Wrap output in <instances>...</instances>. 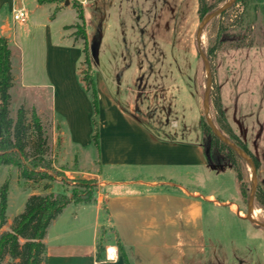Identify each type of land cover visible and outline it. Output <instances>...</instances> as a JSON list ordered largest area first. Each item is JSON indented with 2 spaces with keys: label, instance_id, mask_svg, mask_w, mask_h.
I'll list each match as a JSON object with an SVG mask.
<instances>
[{
  "label": "crops",
  "instance_id": "obj_1",
  "mask_svg": "<svg viewBox=\"0 0 264 264\" xmlns=\"http://www.w3.org/2000/svg\"><path fill=\"white\" fill-rule=\"evenodd\" d=\"M67 3L0 0V28L5 30L0 38L17 56L16 64L11 62L15 79L22 89H50L51 123L64 148L61 162H69L70 155L72 163L65 167L96 181L92 201L68 204L48 227L44 264H125L119 245L130 264H196L193 252L206 248L207 199L216 198L207 192L208 174L217 180L224 171L215 172L206 160L199 104L185 75L190 67L177 66L174 52L163 68L157 62L159 70L147 72L135 52L125 67L133 81L120 94L111 92L94 70L95 114L90 94L75 79L83 48L65 38V14L77 19ZM21 6L28 13L23 24L29 26L30 39L37 29L43 32L46 83L25 82L22 34L17 35L9 18ZM119 86L117 82L116 90ZM186 95L193 102L191 116L184 106ZM94 118L97 147L91 141ZM257 129L251 121L237 131L242 136ZM70 144L77 149L66 150Z\"/></svg>",
  "mask_w": 264,
  "mask_h": 264
},
{
  "label": "rangeland",
  "instance_id": "obj_2",
  "mask_svg": "<svg viewBox=\"0 0 264 264\" xmlns=\"http://www.w3.org/2000/svg\"><path fill=\"white\" fill-rule=\"evenodd\" d=\"M63 1L57 0L58 4ZM66 1L72 4L76 15L75 6L81 7L83 12L85 5L86 20L72 21L66 14L64 16L69 23L64 29L65 38L82 48L85 46V55L83 53L76 64L78 72L75 79L80 85L82 75L91 77L95 70L105 80L111 92L123 93L127 85L131 86L134 78L125 68L129 64V55L136 52L144 71L148 72L149 68L155 71L163 68L168 55L176 52L177 66L190 67L185 75L190 79L189 90L198 101L199 117L202 118V98L207 75L198 55L195 39L201 20L198 0ZM226 1L206 0L208 12L221 7ZM9 18H12V14ZM12 27L18 36L22 34L25 82L46 83L43 32L37 29L33 40L30 39L33 35L29 34L27 23L13 22ZM4 31L0 28V35ZM200 47L211 68L210 97L214 101L216 94L219 95L225 120L228 125L232 122L236 126L230 128L256 159L257 191L264 195V4L256 0L234 2L205 24L200 33ZM11 62L16 64L17 56H11ZM157 62H161L159 67ZM66 67L68 68V64ZM13 71L15 70H11L13 84L9 90L10 116L14 119L17 109L23 107L27 123L30 124L31 112L34 110L48 137V151L42 161L21 158L20 171L15 165L0 166V187L4 182L8 184L5 229L9 227L11 219L22 211L29 194L52 191L71 196L83 191L81 185L84 181H95L65 167L71 162L70 155L67 158L69 162H61L59 153L63 146L51 123L50 89H22ZM124 72L126 74L123 75ZM117 82L121 90H116ZM86 95L90 99L88 93ZM187 95L183 98L184 106L186 114L191 116L193 112L190 111V106L193 102ZM209 115L215 120L211 103ZM251 121H255L257 131H248L240 136L237 129L241 131L245 122ZM202 143L207 156L212 144L209 133L202 135ZM66 147L69 152L77 149V146L71 144ZM230 162L226 153L214 156V163L208 162L215 172H224L217 180L213 179V174H208L207 192L216 198L207 199L208 204L204 210L206 248L204 247V252H193L191 258L196 264H264V228L252 224L246 215L251 170L241 162L242 180L237 182ZM64 168L70 171L65 173ZM23 173L31 174L33 180L22 179ZM42 175H49L54 180L40 179ZM241 186L245 191L243 194L240 192ZM222 198L229 199L224 201ZM253 210L255 220L264 223V209L256 200ZM8 263L10 260L6 257L1 264Z\"/></svg>",
  "mask_w": 264,
  "mask_h": 264
},
{
  "label": "trees",
  "instance_id": "obj_3",
  "mask_svg": "<svg viewBox=\"0 0 264 264\" xmlns=\"http://www.w3.org/2000/svg\"><path fill=\"white\" fill-rule=\"evenodd\" d=\"M39 3L51 2L55 0H38ZM246 0H236L235 2H245ZM264 4V0H256ZM77 19L83 21L82 8L75 6ZM206 0H198V14L202 19L208 13ZM214 11V10H213ZM212 12V11H211ZM83 32V30H81ZM83 38L84 33H83ZM85 55V46L83 47ZM81 81L85 90L90 94L93 112H97V96L94 82L90 75H82ZM13 84V75L11 73V50L5 38H0V166L15 165L18 170L22 167L21 158L27 160L41 159L46 156L48 151V137L42 126L39 116L34 110L31 112L30 124L27 123L26 112L23 107L16 111L15 118L10 116V93ZM210 103L213 106L216 127L226 135L229 140L235 143L245 151L254 161L256 168L258 163L246 146L233 133L232 129L225 120L221 107L219 95L216 94L214 101L210 97ZM202 135L207 132L210 134L211 150L207 153V163L213 161L214 156L226 153L230 157V164L235 172L237 182H241V162L245 163L229 147L216 138L207 126L204 116L200 118ZM93 144L98 145V128L93 119V134L91 136ZM215 146V147H212ZM212 148L214 149L212 151ZM246 164V163H245ZM44 169V167H41ZM40 179H54L49 175H42ZM25 180H33L31 174L23 173L21 176ZM91 186V187H90ZM96 187L94 180L84 181L81 185L83 191L73 193L68 196L64 193H43L29 195L22 208V211L16 214L6 230L0 232V264L8 257V264H44L46 246L44 238L50 224L57 218L62 210L71 203H88L93 200V193ZM242 186L240 192L243 194ZM8 184L4 182L0 187V229L6 225ZM250 192V189H249ZM249 195V193H248ZM248 199V197H247ZM254 200L264 209V195L259 194L257 189ZM119 251L125 264H130L121 246Z\"/></svg>",
  "mask_w": 264,
  "mask_h": 264
},
{
  "label": "water",
  "instance_id": "obj_4",
  "mask_svg": "<svg viewBox=\"0 0 264 264\" xmlns=\"http://www.w3.org/2000/svg\"><path fill=\"white\" fill-rule=\"evenodd\" d=\"M236 0H227L221 7L215 9L214 11L208 13L205 15L199 22L198 27L196 29V43H197V50H198V55L203 63L207 79H206V88L203 93V98H202V111H203V116L205 119V122L207 126L210 128L211 132L213 135L218 138L223 144H225L227 147H229L236 155H238L250 168L251 170V185H250V192L248 195L247 199V206H246V215L247 219L254 225L258 227L264 228V223H259L253 218V203H254V197H255V192L257 189V168L254 164V161L252 158L245 152L243 151L240 147H238L235 143H233L229 138L224 135L214 124L213 120L211 119L209 115V104H210V85L212 83V76H211V68L210 65L207 61V58L205 57L201 47H200V33L203 27L207 22H209L211 19L214 17L220 15L223 13L225 10H227Z\"/></svg>",
  "mask_w": 264,
  "mask_h": 264
},
{
  "label": "built area",
  "instance_id": "obj_5",
  "mask_svg": "<svg viewBox=\"0 0 264 264\" xmlns=\"http://www.w3.org/2000/svg\"><path fill=\"white\" fill-rule=\"evenodd\" d=\"M11 14H12L13 21L19 24L25 23L28 19L27 10L22 6L18 8H13L11 11Z\"/></svg>",
  "mask_w": 264,
  "mask_h": 264
},
{
  "label": "bare ground",
  "instance_id": "obj_6",
  "mask_svg": "<svg viewBox=\"0 0 264 264\" xmlns=\"http://www.w3.org/2000/svg\"><path fill=\"white\" fill-rule=\"evenodd\" d=\"M255 217V212L253 213V218ZM109 255H112V253H110V250L108 251Z\"/></svg>",
  "mask_w": 264,
  "mask_h": 264
}]
</instances>
